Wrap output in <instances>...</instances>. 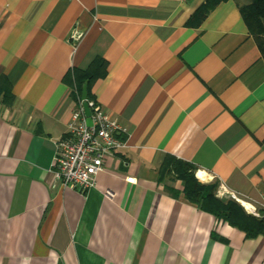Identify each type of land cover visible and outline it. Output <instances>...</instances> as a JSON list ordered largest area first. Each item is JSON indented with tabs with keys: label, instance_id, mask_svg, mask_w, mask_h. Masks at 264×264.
<instances>
[{
	"label": "crops",
	"instance_id": "1",
	"mask_svg": "<svg viewBox=\"0 0 264 264\" xmlns=\"http://www.w3.org/2000/svg\"><path fill=\"white\" fill-rule=\"evenodd\" d=\"M202 4L0 0V76L14 96L0 102V264H264V235L159 179L169 155L264 218V58L235 1L197 24ZM96 58L106 73L90 100L127 132L80 192L53 163L81 100L64 77Z\"/></svg>",
	"mask_w": 264,
	"mask_h": 264
},
{
	"label": "trees",
	"instance_id": "2",
	"mask_svg": "<svg viewBox=\"0 0 264 264\" xmlns=\"http://www.w3.org/2000/svg\"><path fill=\"white\" fill-rule=\"evenodd\" d=\"M202 1V6L195 12L193 17L197 20V24L218 3L225 0ZM233 1L236 2L243 21L264 58V0ZM105 68L106 62L102 58H96L86 70L73 69L68 72L64 77V81L74 80L78 98L82 87L86 86V99L90 100L93 98L91 87L96 79L105 76ZM13 99L10 84L6 77L1 75L0 102L10 105ZM164 175H172V178L180 179L183 182V194L187 200L197 204L200 208L230 226L243 231L247 237L264 235V218L245 213L242 206L233 199L226 202L218 200L214 196L217 183L204 184L199 182L195 177V168L192 165L167 155L159 168V179ZM259 213L264 215V210L259 211Z\"/></svg>",
	"mask_w": 264,
	"mask_h": 264
},
{
	"label": "built area",
	"instance_id": "3",
	"mask_svg": "<svg viewBox=\"0 0 264 264\" xmlns=\"http://www.w3.org/2000/svg\"><path fill=\"white\" fill-rule=\"evenodd\" d=\"M89 110L91 125L85 123V115L80 100L67 124L66 133L58 140L54 158V173L61 185L84 192L95 184V176L103 169L104 159L124 147L126 128L109 117L94 100H85ZM133 183L134 178H127ZM108 198L112 192L105 191ZM235 199L247 213L258 216L251 206L250 211Z\"/></svg>",
	"mask_w": 264,
	"mask_h": 264
},
{
	"label": "water",
	"instance_id": "4",
	"mask_svg": "<svg viewBox=\"0 0 264 264\" xmlns=\"http://www.w3.org/2000/svg\"><path fill=\"white\" fill-rule=\"evenodd\" d=\"M86 86L82 87V91H81V101H82V107H83V111H84V115H85V123L87 126L91 125V119H90V110L89 107L86 103Z\"/></svg>",
	"mask_w": 264,
	"mask_h": 264
},
{
	"label": "bare ground",
	"instance_id": "5",
	"mask_svg": "<svg viewBox=\"0 0 264 264\" xmlns=\"http://www.w3.org/2000/svg\"><path fill=\"white\" fill-rule=\"evenodd\" d=\"M198 176L201 177V179H204L203 176H202V173L199 172L198 173ZM240 203L245 207V209H247L248 211H250L251 205L248 202H246L244 200H240Z\"/></svg>",
	"mask_w": 264,
	"mask_h": 264
},
{
	"label": "rangeland",
	"instance_id": "6",
	"mask_svg": "<svg viewBox=\"0 0 264 264\" xmlns=\"http://www.w3.org/2000/svg\"><path fill=\"white\" fill-rule=\"evenodd\" d=\"M242 198H243V197H242ZM242 208H243V207H242ZM243 210H244V208H243ZM244 211H245V213H247L246 210H244Z\"/></svg>",
	"mask_w": 264,
	"mask_h": 264
}]
</instances>
